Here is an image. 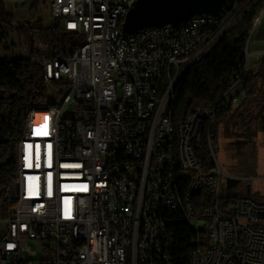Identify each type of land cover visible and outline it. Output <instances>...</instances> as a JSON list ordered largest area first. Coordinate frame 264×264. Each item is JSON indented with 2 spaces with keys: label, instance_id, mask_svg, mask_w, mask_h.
<instances>
[{
  "label": "built area",
  "instance_id": "1",
  "mask_svg": "<svg viewBox=\"0 0 264 264\" xmlns=\"http://www.w3.org/2000/svg\"><path fill=\"white\" fill-rule=\"evenodd\" d=\"M4 2L15 14L23 6V0ZM47 2L53 18L78 36V46L54 58L35 37L47 96L25 113L10 211L0 216V264H163V258L171 264L168 211L179 208L180 199L168 167L175 89L241 20L234 9L254 5L225 0L220 15L209 20L195 16L127 34L130 0ZM263 15L247 38L252 49L240 64L244 71L261 64L253 60ZM13 32L18 35L0 32V61L30 54L21 40H7ZM56 63H65L70 79L56 77ZM243 87L238 77L223 98L235 104ZM201 112L195 129H188L187 117L184 137L195 188L207 184L211 197L199 264H264V201L242 194L236 204L224 203L232 194L225 179L233 176L204 170L190 143V134L201 140L207 115L216 116V110ZM208 146L214 149L211 136ZM195 203L189 198L192 215ZM160 237H168V245H160Z\"/></svg>",
  "mask_w": 264,
  "mask_h": 264
},
{
  "label": "trees",
  "instance_id": "2",
  "mask_svg": "<svg viewBox=\"0 0 264 264\" xmlns=\"http://www.w3.org/2000/svg\"><path fill=\"white\" fill-rule=\"evenodd\" d=\"M262 12L264 0L254 4L212 50L188 70L175 89V123L186 120L199 110H216L214 121L205 126L202 139L195 146L196 154L206 171L215 166L208 139L211 136L215 149L221 123L225 122L229 126L234 122L238 126L237 118L240 120L242 117L246 123L236 127L237 131H242L243 127V132L256 134L254 111L246 114L242 107L245 103L264 101V57L256 72L244 71L240 64L245 62L247 38L253 22ZM14 18L12 9L7 7L4 0H0V32L16 30L24 35L30 48L28 57L0 61V216H6L10 211L13 183L17 176V145L23 135L26 110L34 102H43L47 96L42 57L35 49V36L40 38L48 55L54 58L68 56L78 46V36L66 31L58 20L48 27H28L25 24L14 27ZM238 77L242 78L245 97L241 99L242 105L233 108V103L227 102L223 95ZM175 173L179 179H176L179 191L185 195L190 174L181 172L178 167ZM206 193L203 190L193 197L198 202L196 205L200 204L203 195L207 202L211 201ZM224 200L225 204L234 205L238 195L228 194ZM171 220L169 231L174 241L171 264H192V240L197 233L181 210L174 212Z\"/></svg>",
  "mask_w": 264,
  "mask_h": 264
},
{
  "label": "bare ground",
  "instance_id": "3",
  "mask_svg": "<svg viewBox=\"0 0 264 264\" xmlns=\"http://www.w3.org/2000/svg\"><path fill=\"white\" fill-rule=\"evenodd\" d=\"M136 0H130V8L132 4ZM257 0H246V5H254ZM249 10V7H242L234 9V19H241L242 16ZM128 13H126L127 17ZM198 20H209V15H200L198 16ZM258 18L255 19L257 21ZM239 20H237L238 22ZM236 24V23H235ZM227 33V32H226ZM250 39H248L249 42ZM248 42H247V50L248 52ZM55 73L56 77L59 79H70L71 71L65 68V63H56L55 64ZM240 95V94H239ZM237 97V96H236ZM237 102V98L234 97V103ZM205 110H199L193 114H191V119L188 121V129H195L198 125H201L203 122V112ZM215 119V115H207V120H205L204 128H202L201 139L205 130V126L213 122ZM186 120H183L179 123L174 122L173 118L168 119V130H174V132H168V167H169V176H176L175 170L178 167L181 172L189 173L190 183L187 187V191L185 195H181L178 186V180L175 183V188H173L174 197H180L179 199V208L177 206H170V211H168V220H171V215L176 211H182L185 219L189 222V224L194 228V219L196 216L198 217V222L200 223V228L195 229L197 235L192 240L194 244V250L192 255V264H199L200 259L203 258V248L200 247L199 242H205L206 238V230L204 227L205 224V211L208 210L209 201L205 200V196L203 195V199H201L200 204L193 206V215L191 214V207H189V198H193L194 196H198L201 191L205 190L207 192V184H200L198 188H195V183L193 179V174H191V166L188 163V159L186 156L187 149V140L184 139L186 136ZM201 140H198V134H190V143H193V150H195L196 144H198ZM196 151V150H195ZM213 153V157L215 159L214 149H211ZM197 156V154H196ZM197 160H200L197 156ZM215 172V174H224V169L215 162V166L211 169ZM180 174V172H179ZM188 178V177H187ZM181 185V184H180ZM183 192V191H182ZM207 194V193H206ZM207 199V198H206ZM200 200V199H199ZM197 202V201H196ZM198 203V202H197ZM160 245H168V237H160ZM163 264H170V258H163Z\"/></svg>",
  "mask_w": 264,
  "mask_h": 264
},
{
  "label": "crops",
  "instance_id": "4",
  "mask_svg": "<svg viewBox=\"0 0 264 264\" xmlns=\"http://www.w3.org/2000/svg\"><path fill=\"white\" fill-rule=\"evenodd\" d=\"M251 49L252 39H250L248 42L249 53H251ZM255 52L258 55H256L253 62L258 60L260 61L264 57V29H262L261 26L256 37ZM248 71L256 72L257 69L255 67H250ZM234 97L237 98V102L233 104V108H236L242 105L243 101L241 99L245 97V92L237 91ZM242 109H244L246 114L250 111H254V116L256 117L254 121V127L257 133V120L260 117L264 116V101L261 100L258 102L254 101L248 104L245 103ZM237 119L239 127L245 125V119H243L242 117L240 118V120L239 118ZM238 126H235L234 122L229 124V126L226 125L225 122L221 123L218 126V138L215 146L219 145L220 137H222L225 140V145L228 152L227 154L231 158V160L227 163V170H225L220 165L228 174L233 176V178L228 177L225 179L226 187L232 194H246L252 196L256 200L264 201V181L263 177L259 175L260 165H258L257 162V155L253 150L244 149L245 144L252 142L256 134L252 135L251 133H249V131L243 132V127H241L242 131L238 132L236 128ZM229 179H238L240 180V182L232 184L230 186ZM241 179L243 180L241 181Z\"/></svg>",
  "mask_w": 264,
  "mask_h": 264
},
{
  "label": "water",
  "instance_id": "5",
  "mask_svg": "<svg viewBox=\"0 0 264 264\" xmlns=\"http://www.w3.org/2000/svg\"><path fill=\"white\" fill-rule=\"evenodd\" d=\"M224 5L225 0H136L123 29L127 34H134L144 28L179 25L195 16H219ZM229 182L231 186L240 180L229 179Z\"/></svg>",
  "mask_w": 264,
  "mask_h": 264
},
{
  "label": "rangeland",
  "instance_id": "6",
  "mask_svg": "<svg viewBox=\"0 0 264 264\" xmlns=\"http://www.w3.org/2000/svg\"><path fill=\"white\" fill-rule=\"evenodd\" d=\"M18 25L25 24L28 27H48L56 20L53 18L47 0H23V6L15 14ZM260 26L264 29V15L262 16ZM14 32L8 35V41H20L23 47L29 46L24 35ZM37 37V36H35ZM10 43V42H9ZM22 53H25L22 51ZM257 133L252 142L246 143L244 149L253 150L257 155V162L260 165L259 175L263 177L264 181V116L260 117L256 123ZM216 158L219 165L225 170L228 169L227 163L231 160L225 145V140L220 137L219 145L215 146ZM200 223L198 217L194 219V228L199 229ZM33 249H37L34 243L30 244Z\"/></svg>",
  "mask_w": 264,
  "mask_h": 264
}]
</instances>
